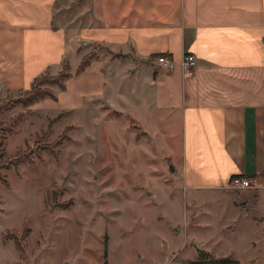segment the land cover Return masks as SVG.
<instances>
[{"label":"crops","instance_id":"1","mask_svg":"<svg viewBox=\"0 0 264 264\" xmlns=\"http://www.w3.org/2000/svg\"><path fill=\"white\" fill-rule=\"evenodd\" d=\"M160 53L175 67L158 65ZM184 53L197 60L189 73ZM64 60L77 64L65 88L53 86L56 97L30 110L46 119L94 106L130 114L141 143L152 141L170 161L172 182H160L167 194L188 193L163 263L176 264L186 247L176 238L195 224L209 227L189 235L205 245L199 249L237 247L243 259L233 264H264V0H0V90H29ZM148 152L130 158L148 160ZM233 175L249 176L252 186L232 187Z\"/></svg>","mask_w":264,"mask_h":264},{"label":"rangeland","instance_id":"2","mask_svg":"<svg viewBox=\"0 0 264 264\" xmlns=\"http://www.w3.org/2000/svg\"><path fill=\"white\" fill-rule=\"evenodd\" d=\"M76 66L64 60L62 71L72 74ZM59 76L47 71L38 89L58 87L52 83ZM25 98L23 90H0V134L7 136L3 162L28 157L17 169H1L8 183L0 181V264H146L155 258L164 264V244L173 243L167 236L176 221L185 220L189 198L186 192L181 200L167 194L161 183L172 182L165 175L170 161L159 158L152 141L141 143L139 122L107 106L46 119L23 105ZM141 148L150 158L132 160ZM146 167L157 168L159 176ZM196 230L191 224L187 238H176L186 244L176 264H212L214 257L233 264L242 258L237 247L216 248L215 255L204 251L199 238L196 243L189 235L206 234L209 227ZM218 239V245L226 243Z\"/></svg>","mask_w":264,"mask_h":264},{"label":"trees","instance_id":"3","mask_svg":"<svg viewBox=\"0 0 264 264\" xmlns=\"http://www.w3.org/2000/svg\"><path fill=\"white\" fill-rule=\"evenodd\" d=\"M91 58H92V56L89 58L84 57L80 63V66L78 67V69H80V70L84 69L86 67V65L89 63V61L91 60ZM68 68H69V66H68ZM59 74H60V76H59L58 80L57 81L55 80L52 84H57L61 88H65V80H66V78H68L71 75V72L69 71V69H66L65 72H63L61 70L58 73V75ZM42 75H39L35 78L34 84H33L31 89L25 90L27 92V98H25L24 101L22 102L23 105L29 106V105L33 104L34 102H36L40 99H43L45 97H56L53 89H38L37 86H40L42 84V82L40 81V77ZM0 136H1V138H0L1 139V141H0V181H2L3 183H8V180L6 178L7 175L5 173H2L1 169L2 168H5V169L15 168V169H17L22 162H24L26 160L28 161V157L25 155V153H23V155H17L16 157H13L12 159L8 160V162H3L4 157L7 155V148L5 146V140L7 139V136L5 134H0ZM211 263L212 264H229L230 260L226 259V258L218 259V258L214 257L211 260Z\"/></svg>","mask_w":264,"mask_h":264},{"label":"built area","instance_id":"4","mask_svg":"<svg viewBox=\"0 0 264 264\" xmlns=\"http://www.w3.org/2000/svg\"><path fill=\"white\" fill-rule=\"evenodd\" d=\"M154 61L165 68L166 70H171L175 67L176 61L165 53H160L153 57ZM197 65V60L195 56L191 53H184L181 59V66L184 73H189ZM230 185L235 188H246L252 186L251 178L246 175H233L229 181Z\"/></svg>","mask_w":264,"mask_h":264}]
</instances>
